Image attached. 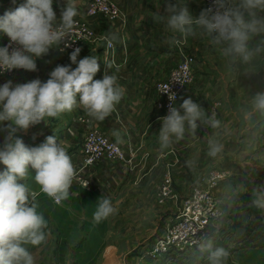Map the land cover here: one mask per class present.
<instances>
[{
  "label": "crops",
  "instance_id": "0c3cea01",
  "mask_svg": "<svg viewBox=\"0 0 264 264\" xmlns=\"http://www.w3.org/2000/svg\"><path fill=\"white\" fill-rule=\"evenodd\" d=\"M114 1L122 11L123 20L111 22L103 16L88 17L84 14L87 0H75V4L79 12L76 18L95 33L94 40L82 46L77 61L87 56H97L100 70L94 79H103L106 73L117 76L125 95L116 106V111L100 122L92 120L78 107L58 118H45L44 122L30 127L27 132L19 131L17 134L30 147L39 146L48 136L55 135L58 142H63L67 148L77 170L69 198L60 204L39 191V186L34 182V172L25 181L39 193L36 200L38 211L48 222L44 230L45 241L37 247L28 246L35 264H139L138 251L144 247L145 229L138 220L144 216L137 208L129 211V203L158 206L159 188L167 174L172 178L170 198L174 197L173 200L181 203L192 186H203L209 170L218 169L226 174V178L223 177L222 183H219L223 186L230 175L235 177L231 181H239L242 175L237 172L248 171L257 165L248 166L247 160L250 161V156L255 153L256 142L264 139V129L255 126L257 119L264 121V117L257 113L252 121H245L241 108L250 107L253 94L264 92V53L256 57L251 65H231L219 54L217 47L209 43V38L199 33L179 45L169 43L173 34L165 29L163 23L153 21V13L167 16L169 3H185L193 17H198L203 11L201 0ZM67 2L53 0L57 20ZM25 3L26 0H23ZM111 35L117 38L113 41L116 52L113 62L108 63L104 59L103 37ZM60 49L54 46L47 55L38 58L36 71L18 69L8 80L14 84L37 78L46 82L57 66L75 69L77 65L72 64L70 54ZM182 54L193 56L194 76L183 91L177 107L183 99L191 97L205 109L207 115L216 114L221 128L211 129L201 125L195 136L186 132L184 140L174 143L162 153L158 142L161 128L159 118L166 114L157 105L161 98L155 84L177 65ZM246 68L251 71L249 74H245ZM88 126L99 129L116 143L112 132L119 131L122 142L118 144L126 159L120 162L102 159L84 167L79 150ZM211 136L224 144V152L215 159L207 156V140ZM259 145L264 152L262 142ZM189 159L197 162L195 172L186 166ZM4 167L0 164V171ZM247 192L251 193L250 196L244 197L240 192L229 195L228 206H223L224 211L217 212L219 215L223 213V220L230 221L231 225L227 224L225 232L228 234L224 237L221 235L223 221L214 246L223 247L224 243L228 244V238L237 235L232 243H237L235 248H242V255L247 248L260 253L252 256L258 257L253 264H264V210L251 206L253 192ZM105 196L112 200L118 213L97 224L93 220V212L97 200ZM129 218L135 220L134 225H127ZM113 221L119 222L120 226L114 229ZM213 234L214 228H210V236ZM128 235H133L135 240L129 246L126 242ZM242 238L246 240L241 242ZM124 241L125 245L122 244ZM245 242L252 246L241 245ZM195 251L189 255L190 262L194 253L203 256L204 259H199L201 264H207V253H201L198 248ZM154 261V264L161 262L158 259ZM233 262L240 263L237 260Z\"/></svg>",
  "mask_w": 264,
  "mask_h": 264
},
{
  "label": "clouds",
  "instance_id": "9594fccd",
  "mask_svg": "<svg viewBox=\"0 0 264 264\" xmlns=\"http://www.w3.org/2000/svg\"><path fill=\"white\" fill-rule=\"evenodd\" d=\"M14 2V0H13ZM215 9L207 8L198 17H193L185 3H169L167 16L153 13L155 23H163L173 35L169 43L179 45L198 33L209 38L219 54L231 65H251L264 53V0H214ZM79 15L75 0H68L57 20L53 0H26V3L0 16V32H3L18 47H0V70L15 69L36 71V60L47 55L50 49L59 48L77 25ZM103 39L111 48L115 35ZM63 51V49H60ZM81 49L70 54L71 66H57L49 79L42 82L33 79L26 83L13 84L11 80L0 85V131L6 133L0 145V264H35L28 246L37 247L45 239L48 222L38 211V192L25 183L34 172V182L39 191L60 204L69 198L70 188L77 170L63 142L55 135L48 136L39 146L30 147L17 136L45 121L58 118L76 108H82L92 120L103 122L114 111L125 95V89L114 74H105L103 79H94L100 70L99 58L87 56L77 61ZM108 68L110 65L106 64ZM251 71L245 69V74ZM169 100H176L175 94ZM245 121H252L255 114L264 117V92L252 95L250 107H242ZM161 128L158 142L161 152L185 138L186 132L196 135L201 125L211 129L221 128L216 114L207 115L191 97L177 106H170L168 114L159 118ZM7 122V123H5ZM112 135L122 142L121 133ZM207 156L215 159L224 152V144L214 136L207 140ZM196 161L189 159L186 166L193 172ZM87 181L85 182V188ZM242 190H246L242 187ZM251 206L264 210V189L253 192ZM118 213L112 200L105 196L97 200L93 220L99 224ZM221 213L217 215L213 236L197 241L198 250L207 253V264H228L230 252L214 246V239L223 224Z\"/></svg>",
  "mask_w": 264,
  "mask_h": 264
},
{
  "label": "built area",
  "instance_id": "2783aa9c",
  "mask_svg": "<svg viewBox=\"0 0 264 264\" xmlns=\"http://www.w3.org/2000/svg\"><path fill=\"white\" fill-rule=\"evenodd\" d=\"M203 10L207 8L215 9L214 0H201ZM85 16H103L109 21L123 20V14L114 0H87L84 9ZM77 25L73 32L66 38V43L70 46L60 47L72 53L76 48H82L83 45L90 43L95 38L94 31L80 19L75 18ZM16 47L18 45L16 44ZM106 52L105 60L113 61L116 47L113 44L111 48L105 41ZM194 58L190 54H182L178 64L167 74V76L155 84V89L161 100L157 104L159 108L167 115L170 106H176L185 88L191 84L194 76ZM18 69L0 73H7L13 76ZM175 94L174 102L169 100V95ZM79 154L84 167H89L105 159L110 162L124 161L125 154L121 146L115 141L110 140L99 129L88 126L82 142L80 144ZM220 177V176H219ZM172 178L169 174L165 177L164 184L159 188L158 201L162 202L170 198ZM217 184L216 178L211 175L206 178L203 186H192L188 197L181 203L180 210L174 222L168 224L162 233L158 235L151 246V253L160 257L170 252H185L198 248L197 241L205 236H210V220L217 215L214 198L209 189ZM52 199V198H51ZM54 202V200L52 199ZM55 203V202H54ZM166 264H170L166 263Z\"/></svg>",
  "mask_w": 264,
  "mask_h": 264
},
{
  "label": "rangeland",
  "instance_id": "374dc122",
  "mask_svg": "<svg viewBox=\"0 0 264 264\" xmlns=\"http://www.w3.org/2000/svg\"><path fill=\"white\" fill-rule=\"evenodd\" d=\"M22 4H23V0H14V2H13V0H0V16H2L6 11L14 10L16 7H19ZM54 11L57 14L56 9H54ZM4 46H10L9 51H11L12 48L16 47V44L11 43L9 38L3 32H0V47H4ZM106 62L109 63V62H113V61H106ZM103 63H104V59H103ZM8 78H9V74L0 73V85H3L5 82L9 81ZM176 106H177V104H176ZM5 123H7V122H5ZM249 125H251V124H249ZM255 126H257L259 129H264V121L263 120L259 121L257 119V123L255 124ZM5 135H6V133L4 131H0V145L3 144ZM261 142H262V145H264V139L262 140V138H260L256 142L257 143V145H256L257 149H256L255 153L250 156V161L247 160L248 166H250L254 163H256L257 165L253 166L252 169L249 168L248 171L242 170L240 172H237V173H239V175H242V177H239L240 178L239 181H235V180L231 181L230 179L235 178L232 174L229 177H227V179L224 180L223 186H220V184L222 183L221 181H222L223 177L226 176V174L223 171L218 170V169H211V170L208 169L209 171L206 175V178L213 175L217 180V184L209 189L212 197L214 198L215 209L217 212L224 211L223 206H228L226 202L230 199V197L228 198L229 195H235V194H238V192H240V194H242L244 197H247V196H250V194H251V193H248L247 190L254 192V190H256V189H264V152H263V150H260L261 146L259 144ZM230 150H231V148H230ZM231 169H232V173H233L234 172L233 167H231ZM205 171L207 172L206 169H205ZM234 182H236L239 185H236ZM242 187L245 188L246 190H242ZM241 192H243V193H241ZM187 197H188V195H187ZM187 197H185L184 200ZM173 199H175V198L174 197L168 198L162 202H159L157 200L158 203H160L158 206L156 204H154L152 206V204H143V203L142 204L141 203H137V204L129 203L128 204L127 207H128L129 211L135 210L137 208L138 210L143 212V216H144L143 219L138 220V222L140 221L141 226L145 229V234H144V239H143L144 240V244H143L144 247H142L138 251L139 264H154L155 259H158L161 261L159 264H166L169 262H170V264H201L202 261H199V259H204L202 255H199L201 258L197 255H193L196 252L195 250L197 248L195 250H187L185 252H177V253L176 252H170L167 255L160 256L157 258H156V256H154V254L151 253L150 250H151L152 244L155 241L154 239H156L158 237V235H160L162 233V231L164 230V228L168 224H170L171 222H174V220L176 219V216L180 210L182 202L180 203L179 200L175 201ZM217 206L219 207V209L217 208ZM164 214H165V216H164ZM217 215H219V214H217ZM217 215H215L210 220V222L213 224V226L212 225L210 226L211 229H213L215 227ZM134 221L135 220L131 219V218L127 219V225L128 226L134 225ZM223 221H224V224L222 227L221 235H223L225 237L228 234L227 232H225V229L228 227L227 224H229V225H231V224H230V221H227V222H226V220H223ZM112 226L114 229H116L120 226V224H119V222L113 221ZM236 238H237V235H234V236L232 235V237L228 238V244L226 245V243H224V246H223L225 249H227L230 252L228 264H253V263H255L254 260H258V257L253 258L252 256L253 255L257 256L260 253L251 252L252 250L247 248L244 251V255H242V252H240V250L242 248H235L237 243L232 244ZM244 240H246V238L245 239L242 238L241 242H243ZM134 241L135 240H134L133 235L127 236L126 242H127L128 246L130 245V243H134ZM122 244L125 245V241ZM241 245H250V244L245 242L244 244H241ZM250 246H252V245H250ZM134 252L135 251H133L132 253H134ZM191 252H194L191 255V259H192L191 261L192 262H190V259H189L190 258L189 255L191 254ZM53 253H55V252H53ZM128 255L130 256V254H128ZM122 257H124V256H122ZM194 260H196V261H194ZM236 260L239 261L240 263H234L233 262Z\"/></svg>",
  "mask_w": 264,
  "mask_h": 264
}]
</instances>
